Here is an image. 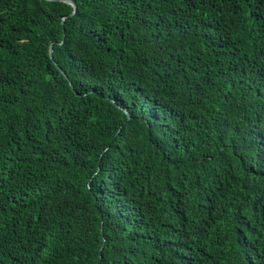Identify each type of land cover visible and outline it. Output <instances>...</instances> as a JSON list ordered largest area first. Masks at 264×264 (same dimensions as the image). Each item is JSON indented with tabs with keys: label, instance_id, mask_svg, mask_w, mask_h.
Instances as JSON below:
<instances>
[{
	"label": "trees",
	"instance_id": "obj_1",
	"mask_svg": "<svg viewBox=\"0 0 264 264\" xmlns=\"http://www.w3.org/2000/svg\"><path fill=\"white\" fill-rule=\"evenodd\" d=\"M73 1L0 0V264H264V0Z\"/></svg>",
	"mask_w": 264,
	"mask_h": 264
},
{
	"label": "water",
	"instance_id": "obj_2",
	"mask_svg": "<svg viewBox=\"0 0 264 264\" xmlns=\"http://www.w3.org/2000/svg\"><path fill=\"white\" fill-rule=\"evenodd\" d=\"M64 1L70 3L73 6V11L71 13V14H73L75 12V10H76V4H75V2L73 0H64ZM51 51L52 50H50V56H51Z\"/></svg>",
	"mask_w": 264,
	"mask_h": 264
}]
</instances>
